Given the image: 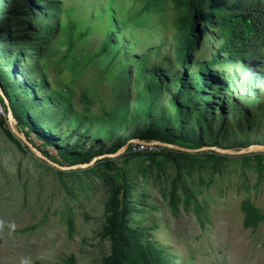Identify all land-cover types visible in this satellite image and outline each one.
Wrapping results in <instances>:
<instances>
[{
	"label": "rangeland",
	"instance_id": "1",
	"mask_svg": "<svg viewBox=\"0 0 264 264\" xmlns=\"http://www.w3.org/2000/svg\"><path fill=\"white\" fill-rule=\"evenodd\" d=\"M60 1L65 8L53 9L46 17L40 11L32 15L23 0H0V64L22 99L17 102L18 108L39 119L42 128L60 145L77 146L82 151L94 142L83 147L77 137L84 145L85 139H99L101 144L106 141V126L100 121L123 116L129 119L138 114L136 91L147 79H139L135 73L145 52L136 49L133 42L130 44L120 34L119 26L115 30L104 27L98 17L85 23L89 29L85 37H80L81 32L70 37L60 23L67 19V8L72 4ZM58 2L46 0L43 7ZM125 8L133 7L125 3ZM161 20L165 29L158 34L152 31L149 36L153 40H145L143 45L147 48L165 40L168 51L164 59L169 63L154 67L162 71L159 75L166 76L163 72H168L173 91L178 76L169 70V64L174 62L173 48L179 38L176 15L169 11ZM43 23L48 27L58 24L60 28L56 33H47L46 27L42 35L39 25ZM157 23L160 24L156 19L152 22ZM108 35L110 45L104 48ZM209 37L203 38L201 53L194 54V60H207L220 46L218 40L211 41ZM152 63L153 58L148 57L144 70H151ZM258 67L254 72L264 75V64ZM24 72L32 73V81L45 76L48 85L62 95L67 111L63 106L49 104L29 111L21 84L30 82V75L19 78ZM217 72L221 69L217 68ZM246 74L240 71V82H226L228 91L220 92L226 96H217L221 101L219 109L225 110V121L217 116L212 119L213 139L201 140L206 148L238 151L264 145V87L256 88L255 96L248 89L250 84L245 83ZM192 78H187L188 88H194ZM46 96L51 98L52 92L39 97ZM169 99L165 92L157 101L167 105ZM195 116L191 112L184 118V128H191L203 139L206 132ZM5 117L0 103V264H68L72 258L76 264H104L111 254V243L104 233L108 204L113 187L121 179L128 182L133 206L129 226L142 231L144 243L163 251L172 264H264V152L221 156L162 147L164 150L156 153L160 156L152 161L145 155L150 152L130 153L129 145L118 157L94 162L90 172L85 171L89 168L68 171L39 160L21 144L12 142L1 126ZM77 121L88 125L82 130ZM175 125V121L171 122V127ZM24 130L28 132V128ZM29 138L30 143L45 150L39 132H32ZM129 138L109 140L113 144L106 143L102 151L94 152L104 156L111 147L127 143ZM46 151L48 159L60 167L80 165L75 158H62L53 147ZM108 158L112 159V170L108 168ZM247 205L262 217L255 218V225L249 228L245 227Z\"/></svg>",
	"mask_w": 264,
	"mask_h": 264
},
{
	"label": "trees",
	"instance_id": "2",
	"mask_svg": "<svg viewBox=\"0 0 264 264\" xmlns=\"http://www.w3.org/2000/svg\"><path fill=\"white\" fill-rule=\"evenodd\" d=\"M121 1L68 0L72 5L67 8L69 9L67 19L60 24L67 28L70 32V37L76 36L80 32V37H85L89 30L85 23L93 17H98L103 21L104 27H111L115 30L116 26H119L120 34H124L130 44L133 42L136 49H141L145 52L138 61L135 73L137 78L147 79L143 88L136 91L139 94L138 102L140 104L138 107L139 111L137 110L138 114L129 119L123 116L100 121V125L104 124L106 126L103 139L106 141L102 143L103 145L99 139H85L84 142L86 144L84 145L80 141V137H77V143L83 147L90 142H94V144L89 148H82V151H79L81 148L77 146L72 148L62 146L57 138L53 137L48 130L42 128L39 119L29 117V112H22L18 108L17 102H22V99L15 93L14 87L10 85L8 71L3 69L0 64V84L10 103V106H8L6 99L0 94V103L6 115L5 119L1 120V126L5 129L12 142L20 146V142L14 138V135L9 130V107L13 110L19 130L29 142V134L39 132L42 137L43 149L45 150L34 146L47 158L50 157L46 148L53 147L66 160L75 158L77 161L75 163L90 164L95 158L103 155V153H96L94 150L99 149L102 151L107 146H104V144L110 143L109 140L113 141L116 138H121V136L131 137L129 138L130 140L159 141L191 151L201 150L206 148L201 140L213 139V134L211 133L212 119L215 116L222 119L225 117L224 108L219 109L221 101L217 100V96L219 95L222 98L226 96L220 95V92H223V89L228 91L227 84H232L235 80L238 81L240 78L239 72L242 71L244 74L247 73L245 83L250 84L248 89L255 96L257 95L255 89L259 86L264 87V75L254 72L255 69L259 68V64H264V0ZM23 2L32 15L39 14L37 11H40L48 17L51 10H56L58 7L61 9L65 8L60 0L49 8L43 7L46 0H23ZM125 3L126 5L127 3L130 4L133 8L126 10ZM169 11L176 15L175 27L179 33V38L176 40L172 53L174 62L171 61V64H169V70L174 71L178 76L174 84L175 90L173 91L170 89L171 81L173 80H167L168 72H163L166 76L159 75L162 71L160 72L154 67L157 64H160L159 67H164V65L167 66L169 63L167 59H164L168 51L165 40H162L158 45L147 48L143 45L145 40H153L149 36L152 31L158 34L160 29H165L166 25L162 23L161 19ZM121 13L124 16H121ZM51 16L53 17V14ZM155 19L156 21L159 20V25L158 23L152 24ZM131 21H134L133 25H131ZM40 25V34L42 35L46 34L43 33L46 27L47 33H56V30L60 28L58 24L53 27H48L44 23ZM207 36H210L209 39L211 41L218 40L220 46L214 49V52L211 53L207 60H200L199 58L197 59L199 62H197L196 59L194 60V54L201 53L204 45L203 38ZM110 39L108 35L104 42V48L110 45ZM122 50L123 48L118 49L119 52ZM148 57L153 58V63L150 67L151 70L145 71L144 68L147 66ZM238 64L242 66L241 69L237 68ZM217 68L221 69V72H217ZM28 75H30V82L22 83L21 87L24 89L25 97L23 98L27 100L25 104L29 111L38 110L44 104L63 106L64 111H67L66 102L62 95L48 85L45 76H41V79L34 77V81H32V73L24 72L21 76L19 75V78H24ZM190 76L193 77L194 88H188L187 86L188 83L186 81ZM11 79L15 80L13 76H11ZM10 89L13 95L9 92ZM234 89L238 90L237 86ZM47 92H52L51 98L46 96V99H41L39 97L47 94ZM165 92L170 99L167 105H161L157 100ZM223 104L224 102H222L221 106ZM248 107L250 108V106ZM191 112H194L195 117L199 118L201 129L206 132L203 139L201 134L196 136L191 131V128L188 130L184 128V118L188 117ZM236 114L239 115V113ZM173 121L176 122V125L171 127V122ZM76 124L80 125L82 130L88 125L79 121ZM24 128H28V132ZM164 129H167V131L164 132ZM120 141L124 143V140L120 139ZM110 144L113 143L111 142ZM125 144L111 147L107 154H115ZM130 146L132 147V145ZM131 147L129 149L130 153H132ZM25 149L29 152L27 148ZM164 149L160 147L158 152ZM158 152L145 151V155L151 157L152 161H156L158 155L156 153ZM209 152L211 155L216 154L215 152ZM187 156L195 157V155ZM106 162L109 170H112V159L108 158ZM75 165L71 164V166ZM85 171L90 172V168ZM120 177L122 176L118 175V178ZM127 187H129L128 182L121 179V182L115 185L112 190V197L108 204L107 224L104 228V233L111 243V254L104 259V264H172L164 257L163 251H157L151 243H144L145 234L142 231L129 226L131 218L129 216L133 212V206ZM245 210L248 213L245 222V227L247 228L255 225L253 222L255 218L259 220L262 218L249 205L245 207ZM68 264H76L75 259L69 260Z\"/></svg>",
	"mask_w": 264,
	"mask_h": 264
},
{
	"label": "water",
	"instance_id": "3",
	"mask_svg": "<svg viewBox=\"0 0 264 264\" xmlns=\"http://www.w3.org/2000/svg\"><path fill=\"white\" fill-rule=\"evenodd\" d=\"M0 94L6 99V102L8 104V106H10L9 100L6 97L5 92L2 89V86L0 84ZM8 124L10 127V131L11 133L14 135V138L20 142V144L24 147L27 148L29 150L30 153H32L36 158H38L39 160H43L49 164H53L61 169H65L68 171L71 170H78V169H85V168H89L93 165L94 162H96L97 160L104 158V157H118L120 155H122L126 148L129 145L132 144H148V145H156V146H160V147H164V148H168V149H173L175 151L178 152H182V153H189V154H197V153H201V152H215L216 154H219L221 156H226V155H245V154H251V153H256V152H264V145L260 144V145H250L246 148H242L241 150L238 151H233V150H222V149H218V148H203L201 150H186L183 148H179L175 145H171V144H166L163 142H159V141H152V142H147V141H143L140 139H132L130 141H128L124 146H122V148L116 152L115 154H106L104 156H99L97 158H95L90 164H80V165H75V166H71V167H60L59 165L53 163L51 160H49L41 151H39L32 143L29 142V140L26 138V136L21 133V131L18 128V122L16 121L15 117H14V113L13 110L9 107V115H8Z\"/></svg>",
	"mask_w": 264,
	"mask_h": 264
},
{
	"label": "built area",
	"instance_id": "4",
	"mask_svg": "<svg viewBox=\"0 0 264 264\" xmlns=\"http://www.w3.org/2000/svg\"><path fill=\"white\" fill-rule=\"evenodd\" d=\"M132 152H137V151H151V152H158L160 150L159 146L153 145V146H145L142 144H132Z\"/></svg>",
	"mask_w": 264,
	"mask_h": 264
}]
</instances>
